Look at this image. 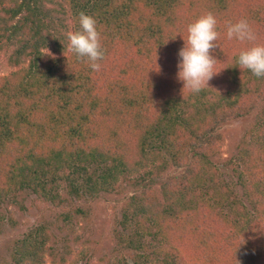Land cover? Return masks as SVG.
<instances>
[{
  "label": "trees",
  "instance_id": "obj_1",
  "mask_svg": "<svg viewBox=\"0 0 264 264\" xmlns=\"http://www.w3.org/2000/svg\"><path fill=\"white\" fill-rule=\"evenodd\" d=\"M58 1L0 0V54L13 49L15 64H26L0 76V207L26 191L54 199L59 180L93 198L127 182L135 188L124 215L138 229L132 249L143 251L145 231L160 226L147 234L164 242L161 264H264V78L238 68L252 43L227 38L228 25L245 19L264 44V0ZM81 12L101 34L99 72L68 50ZM209 12L219 33L214 72L222 71L192 93L177 78L178 53L188 25ZM253 113L233 188L212 158L228 124ZM162 176L164 199L150 202ZM192 221L198 234L182 231L185 242L167 251L163 233ZM48 233H26L10 264H47Z\"/></svg>",
  "mask_w": 264,
  "mask_h": 264
},
{
  "label": "rangeland",
  "instance_id": "obj_2",
  "mask_svg": "<svg viewBox=\"0 0 264 264\" xmlns=\"http://www.w3.org/2000/svg\"><path fill=\"white\" fill-rule=\"evenodd\" d=\"M58 2L66 5L61 0ZM48 6L60 9L55 3ZM12 53L13 49L0 54V76H7L26 65H16ZM255 121L256 115L253 113L228 124L220 152L212 158L225 182L233 188L242 171L245 149L251 147L248 127ZM261 142L264 144V139ZM181 171L182 169L177 170L175 174ZM165 181V176L158 177L153 192L147 193L141 186L139 193H147L150 202H156L161 197L164 199L160 187ZM82 182L80 180L78 184ZM58 184L59 194L54 199H45L26 191L11 196L0 207V264L13 263L18 241L26 233L42 226L49 230L47 264H70L73 261H78L79 264H125L126 260L131 261L134 256L140 260L139 264H161L165 257L162 255L164 242L154 239V234H147L157 232L161 229L160 226L145 231L144 238L141 239V244L145 245L143 251L132 249L131 240L138 238L133 235L138 233V229L135 223L125 226L124 215L127 202L135 192L133 186L126 182L118 192L101 193L99 197L93 198L88 193L83 197L70 193L65 181L59 180ZM200 186V192H208L207 187L203 184ZM236 190L243 195L240 186ZM161 226L166 227V224ZM190 230H195L198 234L195 221L178 230L163 233L165 249L170 250L171 243L174 245L178 241L181 244L185 242L182 231L189 238Z\"/></svg>",
  "mask_w": 264,
  "mask_h": 264
},
{
  "label": "clouds",
  "instance_id": "obj_3",
  "mask_svg": "<svg viewBox=\"0 0 264 264\" xmlns=\"http://www.w3.org/2000/svg\"><path fill=\"white\" fill-rule=\"evenodd\" d=\"M80 29L69 32L68 50L78 58L86 59L93 71L101 70V61L105 52L102 50L101 34L97 29L96 19L84 12L79 13ZM219 38L217 31V19L211 13L200 16L187 27V38L184 47L178 53L180 61L177 65L179 71L177 78L183 83L182 89H188L192 93H199L209 81L220 72H214L217 59L212 54L217 48L216 41ZM227 38L240 42H251L253 46L241 51L238 56V68L249 70L255 77L264 78V44H257V35L249 22L241 19L230 23L227 27ZM49 51V50H48ZM49 56H55L49 51ZM246 243L243 241L241 244ZM240 244V245H241ZM238 264L240 262L238 261Z\"/></svg>",
  "mask_w": 264,
  "mask_h": 264
}]
</instances>
